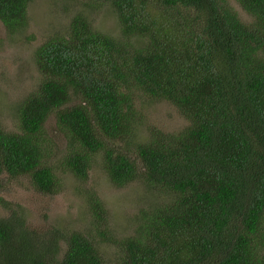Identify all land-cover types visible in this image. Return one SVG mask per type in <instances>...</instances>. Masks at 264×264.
Returning <instances> with one entry per match:
<instances>
[{"label":"trees","instance_id":"1","mask_svg":"<svg viewBox=\"0 0 264 264\" xmlns=\"http://www.w3.org/2000/svg\"><path fill=\"white\" fill-rule=\"evenodd\" d=\"M31 1L0 0L8 33L26 27ZM92 1L115 10L120 37L76 12L66 33L35 49L41 80L17 107V131L0 126V177L58 192L41 137L54 113L73 176L86 179L100 154L113 185H144L120 239L107 237L106 209L88 195L92 230L118 247L114 264H264V0H235L250 21L226 0ZM136 91L188 123L152 127L134 158L114 145L135 133ZM99 245L91 230L39 233L15 209L0 217V264H106Z\"/></svg>","mask_w":264,"mask_h":264},{"label":"rangeland","instance_id":"2","mask_svg":"<svg viewBox=\"0 0 264 264\" xmlns=\"http://www.w3.org/2000/svg\"><path fill=\"white\" fill-rule=\"evenodd\" d=\"M226 1L243 21L251 20L235 0ZM27 11L26 27L20 32L10 34L0 22V126L6 131H17V107L25 96L36 90L41 80L33 63L35 49L50 37L66 33L74 13L80 12L96 30L120 37L116 12L104 2L32 0ZM184 11L178 9L174 14ZM134 101L137 110L135 133L125 143L119 141L114 145L134 158L135 145L144 141L152 127L164 132H178L187 126L186 119L166 100L151 99L136 91ZM73 103L74 99L69 104ZM41 137L47 164L58 179V192L42 193L31 185L27 176L10 178L3 174L0 177V217L15 209L27 219L29 227L39 233L55 228L64 232L91 230L100 241V254L107 259L106 264H114L119 250L107 237L120 239L131 234L134 224L129 217H133L136 209L145 202L144 185L139 180L122 187L113 185L100 154L93 156L86 179L73 176L63 165L68 140L54 113L44 121ZM89 193L99 197L106 209L107 237H99L98 232L92 230V214L87 203ZM60 244L62 255L63 241Z\"/></svg>","mask_w":264,"mask_h":264}]
</instances>
